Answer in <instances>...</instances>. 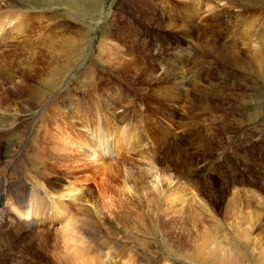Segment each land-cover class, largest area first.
<instances>
[{"label": "rangeland", "instance_id": "374dc122", "mask_svg": "<svg viewBox=\"0 0 264 264\" xmlns=\"http://www.w3.org/2000/svg\"><path fill=\"white\" fill-rule=\"evenodd\" d=\"M86 6L0 0V12L27 21L23 34L0 43V264H76L93 254L264 264V68L252 58L261 52L264 67V0ZM95 108L136 127L145 143L121 168L129 188L151 178L138 170L141 153L173 181L161 178L160 192L140 202V224L68 200L61 215L52 208L70 174L42 146L44 127L49 136L61 125L55 115L66 121ZM29 199L33 216L24 223L14 207L28 212ZM213 249L219 254L202 260Z\"/></svg>", "mask_w": 264, "mask_h": 264}, {"label": "bare ground", "instance_id": "6f19581e", "mask_svg": "<svg viewBox=\"0 0 264 264\" xmlns=\"http://www.w3.org/2000/svg\"><path fill=\"white\" fill-rule=\"evenodd\" d=\"M60 1L61 3L71 4L72 8L76 11H86V5L92 2V0H83V2H86V5L83 6V3L79 2V0ZM10 14L11 13L7 11L0 12V43L2 44L11 37H14L13 35L19 36L23 34L27 26V21L24 16L18 14L12 17ZM6 28L8 29L6 30ZM50 40L48 44L51 43ZM50 47H52V45H50ZM260 53L259 51H254L252 53V58H254L253 61L258 59L254 62L260 67L261 72L259 73L261 74L264 67L262 65L263 59L261 60V57H257ZM255 67L257 66L255 65ZM3 68L2 60L0 59V73ZM50 73L52 75L55 74V67ZM81 112L85 113H81L80 115L76 114L74 119L66 121L61 120L58 115H55L61 125L57 126L56 129H51L49 134L51 139L46 135L48 129L44 127L45 135L41 138L42 146L47 147V149L49 148L52 151V156L55 161L64 165L67 171L69 170L70 174L66 177L67 184L64 186L59 185V187L62 188V193L52 196L54 203V207L52 208L57 211L56 215L59 216L63 213L60 208L63 206L64 201L68 200L73 203H84L91 213L100 218L104 217L111 221L112 219L120 217L122 212H125L129 217L134 218L133 220L136 223H142L144 209L141 207L143 203L139 205L140 202H144L142 201L144 199L146 200V195L149 194L150 197L151 193L156 194V192H160L157 190V185H161L162 179L169 184H173V181L169 175H162L149 156L141 153V160L138 162H143V165L138 170L145 171V173L142 174L144 176L146 175V177L149 175L151 178L149 177V183L145 184L144 182L141 186L138 185L140 190L138 186L136 189H132L131 186L129 188L125 180L129 178L130 172L125 168L122 174L121 168L130 163L126 160L131 154H137L136 152L139 153L140 150L142 152L145 147V143H137L139 140V133L136 131V127L131 128L130 125L126 126L128 123L124 119L107 121L97 108H95L92 113H86L88 111L83 110H81ZM128 153L130 154L129 156ZM121 161L125 162L120 163ZM75 171H78L79 174L73 175ZM121 175H123V177ZM139 177L141 178V176ZM33 197L37 196L33 195ZM151 197H153V195H151ZM37 199L40 200L38 197ZM1 200L3 203L4 197H0V201ZM135 200H137V202H134ZM40 202L41 200L39 203ZM147 202L149 203V198ZM28 203L26 208L29 211H25V215L18 211L17 206L19 205H15L14 207L16 215H19V217L14 215L16 216L15 218L20 219L24 223H27L25 219H29L33 216V212L30 211L32 208L30 199ZM18 204L20 203L18 202ZM58 209L60 211H58ZM21 217H24V219L22 220ZM64 227L66 229L70 228L69 220H67ZM66 229L65 231H67ZM218 251L217 249H213L212 252L204 254L201 258L202 260H206L205 256L215 257L214 254H219ZM79 257L80 259L82 258V260L88 258L87 262H79L75 259L76 264H102V262L104 264H146L147 260L146 256L141 255L138 256L139 260L137 262L131 259L132 257L130 256L105 257L101 255L96 257V255L93 254L91 257ZM216 258L219 259V256H216ZM100 260L101 262H99Z\"/></svg>", "mask_w": 264, "mask_h": 264}]
</instances>
